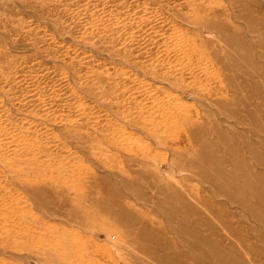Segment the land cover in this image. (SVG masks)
I'll return each mask as SVG.
<instances>
[{
  "label": "rangeland",
  "instance_id": "obj_1",
  "mask_svg": "<svg viewBox=\"0 0 264 264\" xmlns=\"http://www.w3.org/2000/svg\"><path fill=\"white\" fill-rule=\"evenodd\" d=\"M0 264H264V0H0Z\"/></svg>",
  "mask_w": 264,
  "mask_h": 264
}]
</instances>
